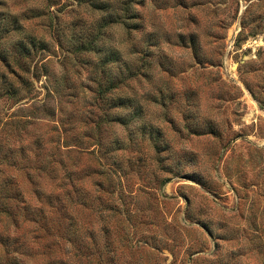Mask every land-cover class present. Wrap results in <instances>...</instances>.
<instances>
[{
  "label": "rangeland",
  "instance_id": "374dc122",
  "mask_svg": "<svg viewBox=\"0 0 264 264\" xmlns=\"http://www.w3.org/2000/svg\"><path fill=\"white\" fill-rule=\"evenodd\" d=\"M121 1L0 0L13 13L48 5L55 18L26 29L48 43L43 76L25 100L0 98V156L40 138L48 150L84 151L57 159L85 166L77 194L87 205L69 207L65 229L54 216L50 264H264V0H132V28L112 24L98 52L83 51ZM113 51L122 62L98 66ZM122 67L139 74L100 96ZM119 96L133 106L118 108ZM137 110L129 125L103 123L101 144L84 136L98 118ZM55 126L68 129L60 142ZM14 165L0 181L12 178L33 204L40 188L62 193L60 172L31 178Z\"/></svg>",
  "mask_w": 264,
  "mask_h": 264
},
{
  "label": "trees",
  "instance_id": "16d2710c",
  "mask_svg": "<svg viewBox=\"0 0 264 264\" xmlns=\"http://www.w3.org/2000/svg\"><path fill=\"white\" fill-rule=\"evenodd\" d=\"M132 3V0L121 1L118 13H113L109 18H105L103 23L98 26V31H95L91 36L89 35L87 42L80 40V48L87 52H98L97 41L99 36L102 34L103 29L112 24L121 23L132 28L130 22L138 19ZM91 5L99 10L111 11V9L109 10L111 8L109 3H102L101 5L92 1ZM4 6H6L5 3L0 2V98L14 100L15 103H19L25 100L27 94L33 91L35 73L37 81L43 76L42 74L37 75V69L40 67L38 64L41 61L39 55L48 49V43L45 39L42 37L37 38L31 31L27 33L26 29L32 26L35 20H41L42 17H47L48 15L52 21L49 26L52 27L55 18L52 16L51 7L48 5L46 6L47 11L44 9L48 15L34 7H23L18 12L13 13L10 11V7L5 8ZM38 56L40 59L34 65ZM122 58L121 54L113 51L111 58L108 56L107 59L101 60V64L99 63L98 66H105L111 60L122 62ZM124 66H126L125 63ZM138 71L139 69L133 71L130 68H126V71H124L122 67L117 79L108 80L109 85L106 88L100 87L98 94L103 96L105 89L118 90L126 86V84L128 86V81L136 78L139 74ZM48 90L50 91L49 88ZM115 104H117L118 108H128L133 106V101L124 96H119L116 98ZM141 112L137 110L130 120L122 115L112 120L102 117L98 118L91 129L93 134L89 131L84 133V136L95 140L96 144H101L97 133L102 129L103 123L119 122V124L129 125L131 121L141 115ZM6 122L5 125H8ZM26 123L18 121L16 126L22 125L25 129ZM81 123L89 126L90 120L86 118ZM54 131L59 138L57 142L64 138L63 134L67 135L68 133L66 127L59 128L55 126ZM150 137L154 140L157 151H160L161 148L157 146L156 138ZM36 144V149L25 145L19 149L9 148L5 155L0 156V170L5 162L12 161L15 162L14 166L17 168L26 170L31 178L32 176L41 178L49 173L58 175L60 172L62 177L57 179L58 182L56 184L57 189L61 190L62 193L54 194L52 192L48 195L40 188L36 192L38 200L36 202L38 203L33 204L24 197L18 184L12 178L0 181V264H36L38 256L44 258V264H50L54 246L51 241L53 221L56 219L54 216H59V221L55 223L65 229V221L63 219L65 218L66 220L70 212L69 207L73 205L72 208L74 210H79L87 205V201L77 194V192L82 193L81 188H84V179L88 176L85 166L74 164L71 168L62 159L57 160L63 155L68 156L73 153L80 157V155L84 154L82 147L77 151H71V148H68L70 145H64L65 148H68L67 150L64 151L61 146L52 151V148L50 150L47 149L41 138L36 141ZM117 144L121 146L123 142H112L111 148H115ZM58 177L56 176V178ZM78 184H80L81 188ZM53 196L54 198L58 196L55 198L56 203L51 201ZM42 240L45 241L42 242Z\"/></svg>",
  "mask_w": 264,
  "mask_h": 264
}]
</instances>
